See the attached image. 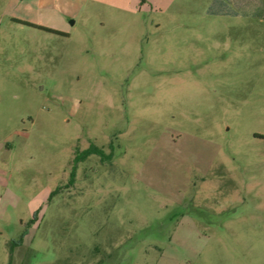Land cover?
<instances>
[{
    "label": "rangeland",
    "instance_id": "374dc122",
    "mask_svg": "<svg viewBox=\"0 0 264 264\" xmlns=\"http://www.w3.org/2000/svg\"><path fill=\"white\" fill-rule=\"evenodd\" d=\"M37 1L0 0V264H264L261 10L59 35Z\"/></svg>",
    "mask_w": 264,
    "mask_h": 264
},
{
    "label": "crops",
    "instance_id": "0c3cea01",
    "mask_svg": "<svg viewBox=\"0 0 264 264\" xmlns=\"http://www.w3.org/2000/svg\"><path fill=\"white\" fill-rule=\"evenodd\" d=\"M195 0H38L36 5L41 18L36 24L61 33H68L70 24L68 19L86 17L97 19L107 14L110 22L123 21L122 16H133L141 22L140 16H146L152 12L160 14L169 11H182L193 6ZM214 12H225V14H210ZM244 9H253V16H257V10H261L264 16V0H210L207 7V14L211 16H239ZM245 14L244 12L242 15ZM248 14V13H247ZM114 15V17L112 16ZM139 17V18H138ZM34 24V23H32ZM160 26V23H156ZM6 138L0 139V152H4ZM7 170L0 168V236L8 224L9 208L6 199H18L17 193L8 186ZM20 226V225H19ZM17 248L20 245L15 244ZM15 250V249H14ZM14 251H12L13 257Z\"/></svg>",
    "mask_w": 264,
    "mask_h": 264
},
{
    "label": "trees",
    "instance_id": "16d2710c",
    "mask_svg": "<svg viewBox=\"0 0 264 264\" xmlns=\"http://www.w3.org/2000/svg\"><path fill=\"white\" fill-rule=\"evenodd\" d=\"M210 14H225V12H214L213 9L209 10ZM24 24L28 25V26H32V27H36L39 28L41 30H44L46 32H50V33H54V34H59V35H64V33L58 32L56 30L41 26V25H37V24H32V23H28V22H24ZM98 155L101 156L104 159H107L106 154L104 153L103 150H101L100 148L91 145L87 150L83 151L82 156L79 159H85L87 157H89L90 155ZM74 176V174H73ZM59 191V189L55 190L52 195H55L57 192ZM12 254V253H11Z\"/></svg>",
    "mask_w": 264,
    "mask_h": 264
}]
</instances>
